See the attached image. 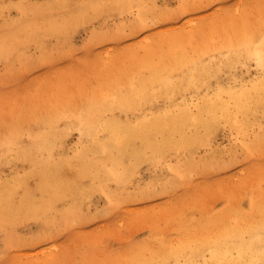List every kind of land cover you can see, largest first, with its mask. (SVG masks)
I'll use <instances>...</instances> for the list:
<instances>
[{
    "label": "bare ground",
    "instance_id": "bare-ground-1",
    "mask_svg": "<svg viewBox=\"0 0 264 264\" xmlns=\"http://www.w3.org/2000/svg\"><path fill=\"white\" fill-rule=\"evenodd\" d=\"M154 1L54 0L45 9H37L32 20L10 24L8 32H3L6 36L0 38V52L11 53L25 42H39L47 33L66 35L70 24L65 21L71 15L75 18L79 14V17L88 19L93 15L99 17L102 12L120 13L136 7L138 16L130 26L134 35L151 25L160 28L165 22H178L183 15L195 14L203 4L209 5L216 0H180L177 11H159ZM252 9L245 8L240 12L235 8L237 16L219 14L210 21L197 22L192 17L184 26L171 24V29L166 30L168 33L148 35L147 44L117 49L114 56L109 55L104 68L105 78L97 82L95 90L86 91L77 86L73 94L65 93L51 105L42 102L30 105L21 113L30 121L27 131L22 130L20 118L14 122L10 120L0 140V158L13 154L27 171L10 181L0 179V229L6 231L7 247L12 244L11 234L16 233L17 224L23 219L21 216L44 217L45 212L55 210L63 201H68L70 206L62 210L61 220L43 219L42 234L35 239L43 238L52 227L67 232L62 225L75 220L71 200L77 193L103 194L107 200L106 211L117 214L111 184L129 183L140 173L144 161L158 165L167 158H177V166L172 168L173 172L164 183L171 191L185 187L176 198L184 202L183 196L194 193L197 187L194 176L199 177V174L193 173L210 171L214 164H220L222 155L215 151L198 162L180 156L192 155L209 146L213 132L222 122L240 130L243 154L251 158L264 152V124L258 125L260 117L256 116L264 109V67L257 64V49L248 46L250 40L259 43V38L264 35V15ZM40 17L43 22L37 23ZM218 18L225 20V28L218 29ZM83 19L80 18L81 24ZM253 19L258 20L253 22ZM98 20L101 19L96 22ZM149 20L150 26L147 25ZM124 35L121 28L114 35L99 29L94 34L96 40L109 43ZM38 37L40 39L36 40ZM140 51L147 61L140 59ZM250 58L255 59L261 72L252 76L246 68L245 74L237 76L229 71L228 81L220 80L226 75L225 67L232 70L233 62L243 64ZM97 60L98 56L94 55L90 62ZM144 70L149 72L148 76L144 75ZM175 82L178 84L174 85ZM81 91H85V99L80 98ZM191 91L195 95L182 96ZM177 95L182 96L181 105L172 103L158 111L149 109L155 103L147 102L149 97L160 96L167 102H175ZM194 104L197 106L195 111L189 107ZM74 131L79 133L76 147L69 142L70 132ZM22 132L28 137L27 145L20 141ZM137 141L141 146L136 145ZM68 148L74 151L73 156L63 155L65 152L58 154ZM31 180H34L33 185H30ZM259 188L261 191L248 195L249 211L236 207L233 201L228 202L234 210L230 213L231 224L223 223L224 211L213 214L212 220L211 216L201 213L202 221L191 215L194 208L181 213L180 218L178 215L179 230H182L179 241L157 242V248L139 247V264H264V187ZM37 193H40L39 197ZM203 222L207 227L214 224L220 227L212 231L202 228ZM194 228L203 231L196 236ZM52 254L46 250L45 260L55 263ZM90 255L94 258V254ZM92 261L90 264H95ZM130 262L128 258L125 264Z\"/></svg>",
    "mask_w": 264,
    "mask_h": 264
},
{
    "label": "rangeland",
    "instance_id": "rangeland-1",
    "mask_svg": "<svg viewBox=\"0 0 264 264\" xmlns=\"http://www.w3.org/2000/svg\"><path fill=\"white\" fill-rule=\"evenodd\" d=\"M53 1L0 0V38L6 36L3 32L8 30L10 24L32 20L37 9H45L47 4ZM154 3L159 11H177L180 7V0H156ZM251 6L255 13L259 12L264 15V0H216L209 5L203 4L195 14L183 15L175 23L165 22L164 26H158L160 28L150 26L152 23L149 20L147 23L150 26L149 29L134 35L131 33L130 26L138 16L136 7L120 13L102 12L101 16L95 18L93 15L88 19L79 17V14L75 18L71 15L69 20L65 21L70 24L66 35L47 33L39 42H25L15 48L13 51L15 54L0 52V140L4 137L5 126L10 120L14 122L20 118L22 130L29 129L30 121L27 117H22L21 113L28 110V107L35 102L51 105V102L59 96H63L65 93L73 94L77 86H82L81 89L86 91L98 88L97 82L99 83L100 79L105 78L104 68L109 55L114 56L117 49L141 47L149 42L146 40L148 35H156L157 32L159 34L168 33L166 30L171 29V24L184 26L192 17L196 18L197 22H202L210 21L219 14H224L227 17H230L231 14L237 16L238 11L241 12L245 8L250 9ZM242 7L244 8L242 9ZM235 8L236 10L239 8V10L235 12ZM80 18L84 20L82 24ZM226 18L224 17V19ZM97 19L101 20L96 22ZM257 20L253 19V22H257ZM40 22H43L42 17L37 20V23ZM218 22H220L218 29L225 28V20L218 18ZM85 26L87 27L85 28ZM119 28L125 35L116 41H110L111 43L98 41L94 36L97 29L114 35ZM35 39L39 40L40 37ZM43 40H47V42H43ZM5 54L7 55L3 58ZM94 55L98 56V60L91 63ZM140 59L143 62L148 60L143 56V51H140ZM246 68L249 69L252 76L262 70L257 66L254 58H250L249 61L245 60L243 64L233 62L232 70L225 67L226 75H222L220 80L226 83L230 77L229 71L238 76V74H245ZM144 75L148 76L149 72L144 70ZM213 81L215 82V80ZM177 84V82L174 83V85ZM85 95V91H81L79 94L81 99H85ZM192 95L195 93L191 91L182 96L189 98ZM182 96L177 95L174 98L175 102H167L164 97L151 96L147 102H155L149 106V109L158 111L172 103L181 105ZM189 107L194 111L197 108L196 104L189 105ZM256 116L260 117L257 124L260 125L261 122L264 124V109L259 110ZM70 133V145L76 147L79 143V133L76 131ZM239 133L240 130L231 124L222 122L213 132L209 146L198 149L192 155L182 154L180 156V158L198 162L213 155L215 151L222 155L219 158L220 164H214L213 167H215H212L213 169L210 171L203 174L193 173L199 174V177L194 176L197 187L194 193H187L183 196L184 202L177 201L176 198L184 192L185 187L171 191L164 183L173 172L172 168L177 166V158H167L158 165L144 161L140 165V173L134 175L129 183L111 184L110 188H112L113 197L116 200L117 214L106 211L107 200L103 194L85 192L78 195L77 193L71 200L75 220L71 224L62 225V228L67 232L52 227V230L43 238L35 239L42 234L43 219L55 222L61 220L62 210L70 206L68 201L58 203L57 208L45 212L44 217L21 216L23 219L18 222L16 233L14 234L12 229H9L12 232L10 248L7 247L6 231L0 229V251L1 249L3 251L0 253V264H5V262L6 264H78L79 262L86 264L87 261V264H90L92 260L95 264H125L128 258L131 260L130 264H139L137 256L139 247L157 248V242L162 244L165 240V243L179 241L182 230H179L178 215L180 218L181 213H188L194 208L191 215L202 221L201 213L211 216V219L213 214L224 211L223 223L231 224L230 213H233L234 210L228 205V202L233 201L236 207L238 205L240 209L249 211L250 199L248 195L260 190L261 185L264 187V183H262L264 180V152L251 158L243 154L241 149L243 139ZM22 134L20 141L27 145L28 137L26 134ZM65 140L67 138H64ZM136 145L141 146V142L137 141ZM59 153L73 156L74 151L68 148L63 152L59 151ZM26 171V166L18 162L13 154H7L0 158V179L3 180L2 182L13 180ZM33 183L34 180H31L30 185ZM150 183V187L144 189V186L146 187ZM39 194L37 193L36 196L39 197ZM171 213L172 215H170ZM211 220L209 221L211 222ZM202 224V228H209L212 231L220 227L215 224L207 227L204 222ZM194 229L196 236H199L203 231ZM94 242L95 244H93ZM85 248L86 252L83 253ZM46 250L53 252L55 263L45 260ZM123 250L125 253L122 252ZM39 251L41 253H38ZM63 253L66 254L63 255ZM89 253L94 254V258ZM11 255L13 256L11 257ZM84 256L87 257V260H84ZM140 259L145 260L141 256Z\"/></svg>",
    "mask_w": 264,
    "mask_h": 264
},
{
    "label": "snow or ice",
    "instance_id": "snow-or-ice-1",
    "mask_svg": "<svg viewBox=\"0 0 264 264\" xmlns=\"http://www.w3.org/2000/svg\"><path fill=\"white\" fill-rule=\"evenodd\" d=\"M249 47H255L257 49L256 51V61L257 64L260 67H264V35H262L259 38V43H255V40H250L249 41Z\"/></svg>",
    "mask_w": 264,
    "mask_h": 264
}]
</instances>
